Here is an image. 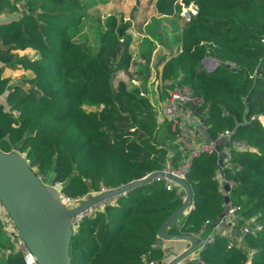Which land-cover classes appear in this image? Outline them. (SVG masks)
I'll return each instance as SVG.
<instances>
[{"label": "trees", "instance_id": "trees-1", "mask_svg": "<svg viewBox=\"0 0 264 264\" xmlns=\"http://www.w3.org/2000/svg\"><path fill=\"white\" fill-rule=\"evenodd\" d=\"M182 1L198 6L190 20L180 16V0H154L157 13L180 18L182 25L161 78L185 85L208 107L203 137L231 134L217 151L192 158L185 179L194 207L171 231L207 236L226 211L227 197L262 228L232 248L230 237L215 234L197 259L183 264H264V126L257 118L264 115V0ZM90 6L85 0H0V17L10 16L0 19V149L23 154L43 181L60 183L72 199L126 184L168 162L179 169L188 156L171 122H159L147 98L124 82L115 86L132 60L123 20L107 18L95 50L69 36ZM28 49L38 57L18 52ZM207 56L219 61L213 71L202 67ZM6 67L31 74L11 84ZM224 157L228 190L218 176ZM184 196L179 186L155 179L97 206L74 224L71 264L165 261L157 233ZM0 264H24L1 228Z\"/></svg>", "mask_w": 264, "mask_h": 264}, {"label": "water", "instance_id": "water-1", "mask_svg": "<svg viewBox=\"0 0 264 264\" xmlns=\"http://www.w3.org/2000/svg\"><path fill=\"white\" fill-rule=\"evenodd\" d=\"M155 179H164L184 191L182 203L165 219L157 236L165 240H185L188 247L174 255L165 264H183L194 259L201 238L192 233H173V227L193 209V192L186 181L176 173L155 170L117 187L102 189L78 203L68 206L46 186L42 176L31 167L26 157L18 151L0 149V198L19 231L21 239L33 252L39 264H71L70 243L74 224L88 211L109 202L130 190ZM225 190L229 185L224 186ZM62 190V185L57 187ZM229 204V199L226 197Z\"/></svg>", "mask_w": 264, "mask_h": 264}, {"label": "rangeland", "instance_id": "rangeland-1", "mask_svg": "<svg viewBox=\"0 0 264 264\" xmlns=\"http://www.w3.org/2000/svg\"><path fill=\"white\" fill-rule=\"evenodd\" d=\"M85 1L91 3V6L87 9L81 23L70 28L69 36L76 41L86 42L95 50L99 45L101 30L106 27L107 18L114 14L119 20H123V23L127 25L126 33L131 36L132 60L128 72H120L115 86H118L119 81L124 82L128 91L138 92L147 98L154 114L160 113L174 89L169 81L162 80L160 72L163 62L178 47L181 19L157 13L154 0ZM25 53L30 57H38V53L34 50L28 49L20 54ZM149 58L150 61H148ZM29 74L30 71H22L17 73L14 79L17 82ZM13 83L15 81L11 82ZM159 137L161 138V135ZM44 183L56 197H62L61 191L57 190L49 180H45ZM180 189L183 192L181 187ZM96 192L98 191L91 192L89 195ZM89 195L67 204L72 206Z\"/></svg>", "mask_w": 264, "mask_h": 264}, {"label": "built area", "instance_id": "built-area-1", "mask_svg": "<svg viewBox=\"0 0 264 264\" xmlns=\"http://www.w3.org/2000/svg\"><path fill=\"white\" fill-rule=\"evenodd\" d=\"M198 12V6L195 3H185L181 1V11L180 15L185 20H190ZM219 65V61L212 57L207 56L202 61V67L207 71H213ZM11 83V81H10ZM171 83V82H169ZM174 89L171 92L169 98L167 99L164 106L161 108L160 113H158L159 122H163L165 119L169 120L172 124V128L177 133V140L180 142L181 148L188 151V156L185 163L179 168L174 169L168 162L163 170L171 171L182 177H185V172L187 167L190 165L191 160L194 156L202 152H215L218 150V144L220 140L230 136L231 131L226 130L219 138L210 139L201 136V130L203 128L204 119L207 117L208 107L204 106L203 100L195 96L188 87L180 83L173 85ZM13 115L18 116L19 112L17 110L12 111ZM262 125H264V115L260 114L257 116ZM234 146L240 149H251L247 146L246 142H233ZM227 158L224 157L220 165L219 179L221 187L224 188L226 182L223 178V170L225 167L229 166L226 163ZM29 162V160L27 159ZM167 181V180H166ZM169 185L174 183L167 181ZM60 185V183L55 184V188ZM230 187V186H229ZM60 199L64 204L68 205L69 202L77 201V199H72L63 193ZM69 206V205H68ZM240 206L237 204L229 203L226 211L218 221L215 223V228L219 227L222 222H227L237 229V238L231 239L228 243V247H236L243 243V237L247 233L256 232L262 228L259 223H254L253 218L244 217L239 214ZM92 210L88 211L90 213ZM80 218H78L79 220ZM77 220V221H78ZM76 221V222H77ZM242 221V222H241ZM0 228L4 235L13 242L14 250L19 251L22 255L24 264H39L33 252L28 248L26 243L21 239L19 231L14 223L13 218L9 214L7 208L0 198ZM201 238V242L198 244L197 251L193 256L197 259L200 255L201 250L209 243L214 242L215 232H210L207 236H202V230L194 234ZM252 254V253H250ZM165 261L150 260L148 257L144 258V262L148 264H165L170 259V252L165 251ZM172 258V257H171Z\"/></svg>", "mask_w": 264, "mask_h": 264}, {"label": "crops", "instance_id": "crops-1", "mask_svg": "<svg viewBox=\"0 0 264 264\" xmlns=\"http://www.w3.org/2000/svg\"><path fill=\"white\" fill-rule=\"evenodd\" d=\"M10 18V16H6V15H2L0 17V19H8ZM25 50H19L18 52H24ZM163 66V64H162ZM161 68V67H160ZM25 71L21 68L18 67H6L4 69V74L9 76L11 78V82H16V80L14 79V76L19 73ZM31 74V72H30ZM29 74V75H30ZM0 101H2L3 103H5V97H1ZM201 134V133H200ZM201 136L203 137V135L201 134ZM210 231H214L215 234H223L225 236L230 237V239H236L237 238V229L234 228L231 224L227 223V222H222L220 224L219 227L215 228V225L213 227L210 228ZM189 245V243L185 240H179V241H171V240H165L162 238H158L156 241V247H162L164 249V251H168L170 252V258L173 257L174 255L178 254L179 252H181L182 250H184L185 248H187Z\"/></svg>", "mask_w": 264, "mask_h": 264}]
</instances>
